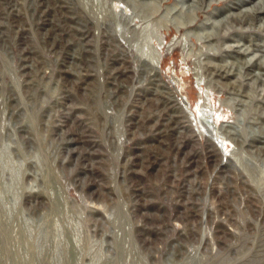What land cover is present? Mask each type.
Masks as SVG:
<instances>
[{
    "label": "rangeland",
    "instance_id": "1",
    "mask_svg": "<svg viewBox=\"0 0 264 264\" xmlns=\"http://www.w3.org/2000/svg\"><path fill=\"white\" fill-rule=\"evenodd\" d=\"M209 1L0 0V264H264V81L212 73L264 23Z\"/></svg>",
    "mask_w": 264,
    "mask_h": 264
},
{
    "label": "bare ground",
    "instance_id": "2",
    "mask_svg": "<svg viewBox=\"0 0 264 264\" xmlns=\"http://www.w3.org/2000/svg\"><path fill=\"white\" fill-rule=\"evenodd\" d=\"M219 1H221V0H210L208 3V7L211 6L213 3L219 2ZM198 4H199V0H192L190 7H195V9L196 8L199 9L200 7L198 6ZM246 4H248V6L242 9L241 7L246 5ZM202 8H203V6H202ZM233 10H239V11L235 12ZM226 11H232V12H229L228 14L223 16L224 12H226ZM214 15L220 16L221 17L220 20L215 22V21H210V18H207L206 21L203 23V25L200 26V28L206 29V28L210 27L213 29H219L222 24H224L226 22L229 23L230 21H240L242 24L248 23L249 25H251V24H253L254 19L261 20L262 23H264V0H236V1H233L232 3L228 4L223 10H220V11H217L216 13H213V16ZM252 16H253V18L250 19V17H252ZM195 20L196 19L194 17L190 18V22L192 24L195 22ZM215 31H217V30H215ZM195 35L199 37V40L209 44L210 46L218 43V41L220 39V36H218L217 33L211 34V32L207 33V34H198L197 33ZM233 42H234L233 44L227 45L222 49V50H225V52L230 57L233 58V61L227 62L225 65H220V66L214 64L215 66H213L214 68H212L214 70V71H212L213 75L218 80H223V81L225 80L226 82L229 81L230 84L235 86L236 81H233V79L237 74L236 70H238V68H239L241 70L246 71V72H244L246 79L252 80L253 82L264 81V56H258L257 54L256 55L253 54L254 51H258V50L264 51V44L261 43V44L255 45V44H252L250 42V44L247 45L246 43H243V41H241L240 39L239 40L234 39ZM148 57H149L148 62L150 63V65H148V66H151L150 67L151 69H149L150 72L147 71L148 73L147 72H145V73H147V76L149 74V76L151 78H154L156 76L155 71L158 68V59L154 56V54L150 55V56L148 55ZM157 57H158V55H157ZM160 83H158L157 86L163 85L162 83H161L162 85ZM152 94H154V93H152ZM171 120H172V117H170L169 121L165 120L162 122L161 121L157 122V124H159V122H161V126H162L160 129L161 133H164L166 130L167 131L169 130L168 126H171L170 125ZM178 124H180V123H178ZM226 128L228 129V127H224V129H226ZM261 130L264 131V123H263V126L261 127ZM234 132L235 131L233 130V135L235 137L234 139L239 140L240 137H238V134L236 132L235 133ZM254 144L259 149H264V137L257 139L256 143H253V145Z\"/></svg>",
    "mask_w": 264,
    "mask_h": 264
}]
</instances>
